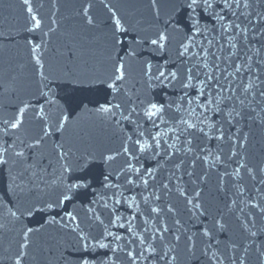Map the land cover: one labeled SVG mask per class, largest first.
I'll return each instance as SVG.
<instances>
[{"label": "snow or ice", "instance_id": "1", "mask_svg": "<svg viewBox=\"0 0 264 264\" xmlns=\"http://www.w3.org/2000/svg\"><path fill=\"white\" fill-rule=\"evenodd\" d=\"M23 2L25 5L30 4V0H23ZM101 3H104L105 8L108 9L112 21L110 49L106 47L105 59H99L95 51L89 58H85L84 45L72 43V46L67 49V52L71 53L70 56L62 54L65 56L62 61L48 64L46 67L44 57L47 48L45 47L42 51L40 44L29 41L31 45L29 55L34 62L36 75L39 76L38 94L45 99V104L40 105L38 109L32 103L30 96L19 99L17 88L11 91L5 88L4 73L0 71V171L7 167L10 178L9 189L17 201V204L13 205L16 210L13 211L0 199V215L6 210L11 217V223H23L22 217H31L36 211L44 210L43 207L37 208V204L46 205L47 208L64 207L66 204H72L76 199L86 198L89 190L95 193L96 189L92 185L96 183L104 191L91 201L95 207H88L87 213L88 219L99 224L102 231L99 235L86 232L81 227L82 221L79 219V214H74L72 211L65 210L64 216L59 220L55 215L50 216L47 223L64 233L69 239L62 236L47 249V264H54L58 259H64L62 249L65 246L78 250V259L75 264H91L92 258L88 254L97 248L107 249L113 255L117 251L125 252L127 248L125 255L128 257L129 264H138V258L147 260L145 251L152 257H159L166 261L167 264H187L192 260L200 261L202 257L206 258L204 264H224L225 259L229 260V264H237V261L239 264H245L246 256H237L235 251L231 257L221 253V247L225 249L231 247L236 250L238 245L235 241L225 242L217 238L218 234L229 231L226 216L237 209L240 201L233 199L231 204L225 202L227 212L219 210L213 214L203 204L200 190H194L193 199L197 202L193 203V200L188 199L186 194L177 187L180 195L185 196L187 204L191 205L189 210L198 211L199 216H205L208 224L201 233L195 234L196 238H194V235H189L188 229L184 228L177 219L174 222L177 227L171 230L172 239H166L164 234L170 232L168 225L159 226L155 223L164 209L152 204L153 198L160 200L161 197L157 194L155 184L151 185L152 190L149 191V178L154 181L155 176L150 169H145L142 173L139 167L132 164V160L139 161L140 155L137 152L143 155L151 153L159 156L160 149L163 147L160 132L153 134L138 123L141 113L143 117H147V121L153 128H159V123L172 124L171 131L175 134V141H181L183 138L182 143L191 145L193 139L203 136L207 140L230 143L233 146L230 157L242 156L246 159V153L242 150L246 149L249 136L247 133L241 134L244 122L251 120L264 128V87H261L264 85V79H261L264 70L258 71L254 80L251 75L252 64L247 62L251 60V57H248L247 60L237 64L233 72H228L227 67L221 69V57L212 49L216 47L213 43L216 35L225 38L232 49H236L237 45L233 41L239 37L242 36L245 41L248 40L250 30L254 33V38L264 37V0H147L151 12V24L157 25L156 30L146 36L138 32L137 37H134L135 46L129 48L126 57L118 56L116 49L125 43L121 34H126L130 29L125 27L126 22H122L123 17L117 16L119 11L117 5L112 4L111 0L108 3L101 0ZM91 7L90 0L87 6H81L77 15L90 29L95 30L99 28V24L93 16L89 15ZM27 11L34 22L29 31L40 29V18L32 14L31 7H28ZM162 18L163 26H159ZM204 20L209 21L211 26L202 25L201 21ZM56 23L53 18L52 24L56 25ZM49 31L55 33L57 27H51ZM209 33L213 34L212 38H208ZM174 34H182L184 37L177 48V55L188 63L183 75H178V69L169 70L163 66L153 72L152 64L147 62L144 64L143 75L147 77L146 83L149 89L163 87L174 90L179 87L182 95L168 101L141 99L137 104L129 98L127 104L122 102L120 97L128 96V90L125 87L128 80L126 65H130V58L138 55V47L148 44L153 52L166 53ZM68 35L71 36V33ZM197 37L201 39L198 40ZM72 39L74 41L75 37ZM205 40H207V46H205ZM223 47V44L219 45L217 51H223ZM261 51H264V45L256 49V54L259 55ZM235 54V52L232 53V55ZM225 59L230 61L231 55ZM107 61L111 62L110 70L106 66ZM243 72L249 73L247 82L243 78ZM230 76L233 79L230 80ZM11 79L15 81L17 77L13 76ZM237 79L239 83L234 88L233 83ZM54 82H66L71 85L73 94L65 97L63 104L56 99V92L51 87ZM84 88H103L107 91L101 101L79 95ZM238 90L239 94H237ZM18 99L19 102L15 103ZM141 105L143 107L138 111ZM9 106H14L10 115L7 111ZM77 110L81 116L85 114L94 116L113 134H123L124 128L121 125L127 121L135 126L136 139L122 135L123 142L119 149L100 152L90 147H77L71 141L65 142L63 138L69 132L76 131L79 126L80 117L76 115ZM29 112L32 120L40 122V134L25 140L21 139V136L28 131L25 115ZM184 112L189 118H185ZM176 113L180 115L177 116ZM253 113L256 115L253 116ZM134 116L135 119H133ZM177 120L183 127L176 124ZM205 126L208 131H205ZM233 129L235 131H232ZM146 132L154 143H150L148 139L141 143L140 138L145 137ZM56 134H59L62 139L54 145L55 159L53 160L44 155V148L48 138ZM163 135L166 136L167 133ZM9 136L15 137L12 143H8L6 139ZM175 141L172 144L164 141L167 147H163V152L169 159L176 152L192 151L191 147L186 150L178 148ZM128 142L134 146L131 151L127 146ZM135 146H138V149ZM169 149L176 151L170 152ZM207 151L211 152L210 149ZM120 156L126 157L124 161L126 167L117 173L116 182H113L112 164ZM199 158L197 156V159ZM204 159L207 160L208 157ZM221 159V155L217 154L211 167L215 168ZM98 163L103 164L108 171L100 172L102 180L99 177L89 180V174ZM177 167L179 168V165ZM240 168H244L248 175L254 178L256 170L249 168L247 163H240V166L229 175L239 176ZM260 171L264 172V168ZM188 175L192 176L193 173L189 172ZM121 176H123L122 181ZM197 179L203 183L207 181V176L197 177ZM137 188L141 189L137 193L142 197L139 202L136 195L125 194L126 191L135 192ZM162 188L167 189L168 192L172 191L168 189L166 183L162 184ZM145 192L147 195L144 194ZM237 196L244 197L245 192L238 188ZM141 203L144 205L143 208L140 206ZM122 206L131 210V216L125 217L120 214ZM248 206L255 211L245 216L241 221V227L246 234L245 239H252V243H255L254 238H257L259 233H264V223L257 228V219L264 221V203L248 202ZM175 211L172 205H168L167 212L175 214ZM239 211L243 213L244 209L239 208ZM137 213L144 217L141 226L147 235H142L134 223ZM102 216L107 219V222ZM149 227L152 229L150 233ZM6 228L7 224L0 222V231ZM113 229H124L125 233L130 234L131 239L128 235ZM253 229L257 230L253 231ZM34 231L38 232L39 229L34 230L27 225L20 229L14 264H21V261L29 255L28 250L32 245L31 234ZM157 233H159L160 245L156 244ZM182 240L183 249L180 248ZM134 242L140 246L138 252L135 248L129 247ZM250 246L244 248L245 254L248 253ZM157 247H160L159 252ZM56 253H60V256L57 257ZM259 256L264 257V251H260ZM261 264H264V261Z\"/></svg>", "mask_w": 264, "mask_h": 264}, {"label": "water", "instance_id": "2", "mask_svg": "<svg viewBox=\"0 0 264 264\" xmlns=\"http://www.w3.org/2000/svg\"><path fill=\"white\" fill-rule=\"evenodd\" d=\"M89 2L90 0H55V3L54 0H30V4L25 5L23 0H0V33H2L0 35V71L4 73L3 84L5 88L9 91L17 88L19 90V99H25L30 96L32 103L37 106V109L40 105L45 104V99L38 94V88L40 87L38 83L39 76L36 75L34 62L29 55L31 47L29 41L40 44L42 51L45 47L47 48L44 57L46 67L48 64H56L58 61H62L65 58L62 54L70 56L71 53L67 52V49L72 46V43L84 45L83 52L85 58H89L92 52L95 51L99 59H105L107 56L105 49L106 47L110 49V29L112 27L110 13L105 8L104 3H101V0H91L92 7L89 8V15L93 16L99 24V28L95 30L90 29L85 21L77 15L81 6H87ZM104 2L108 3L109 0H104ZM111 3L119 7L117 16L123 17L122 22H126L125 27H129L130 29L126 34H121V38L125 43L119 45L116 49L118 56L126 57L129 48L135 46L134 37H137V33L140 32V35L144 36L151 35L156 30L157 25L151 24V12L147 5V0H111ZM28 7L33 9L32 14L40 18V29L29 31L33 27L34 22L31 20V14L27 11ZM53 18L57 22L56 25L52 24ZM138 21H142V23L138 24ZM201 24H209V21H201ZM159 26H163V18L159 22ZM209 26L211 25L209 24ZM51 27H57V31L55 33L50 32L49 29ZM142 29H147V31H142ZM69 33H71V36L68 35ZM212 35L209 33L208 38H212ZM72 37H75L74 41ZM183 38L182 34H174L172 43L166 53L153 52L152 47L148 44H144L143 47H138V55L130 58V65H126L128 80L125 87L128 90V96L122 95L120 97L122 102L127 104L129 98L132 101H136L137 104L141 99L145 101L149 99L153 101H168L182 95L179 87L174 90L163 87L149 89L146 83L147 77L143 75V72L144 64L147 62L152 64L153 72L158 67L163 66L169 70L178 69V75L182 76L184 69L188 66V63H185L184 59L177 55L179 42ZM196 39L199 40L201 38L197 37ZM89 41H93V43H89ZM233 42L237 45L236 49H232L225 38L219 35L215 36L213 43L216 47L212 51H216V54L221 57V69L227 67L228 72H233L237 64L251 57V60L247 62L252 64L251 75L255 80L257 72L264 70V51H261L259 55L256 54V49L264 45V37L257 36L254 38V33L250 30L247 41L241 36ZM204 43L207 46V40ZM221 44L224 46L223 51H217V48ZM233 52L236 54L232 55ZM229 55H231L230 61L225 59ZM110 63V61L106 62L109 70ZM248 75L249 73L243 72L245 82H247ZM13 76L17 77L15 81L11 79ZM221 78L223 79V74H221ZM229 79L231 80L233 77L230 76ZM261 79H264V75H261ZM238 83L239 80H235L233 87L235 88ZM177 84H179V81H177ZM51 87L56 92V99L60 100L62 104L64 103L65 97L73 94L71 85H68L66 82H54ZM261 87H264V85H261ZM106 91L103 88H84L79 95L102 101L106 95ZM237 94H239V90ZM19 99L15 103H18ZM142 107L143 105L137 110L140 111ZM13 110L14 106H9L7 109L8 114L10 115ZM76 115L80 117L77 130L69 132L63 139H65V142L71 141L77 147H90L97 152L114 151L121 147L123 142L121 139L122 135L132 136L133 140L136 139L134 135L135 126L127 121L121 125L124 128L123 134H113L107 126L94 116L87 114L81 116L79 110H77ZM176 115L179 116L180 114L176 113ZM252 115L254 116L256 114L253 113ZM184 116L185 118H189L186 112H184ZM133 119H135V116ZM25 123L28 131L21 136V139L27 140L32 136L40 134V122L32 120L30 112L25 115ZM138 123L142 124L145 129L150 130L153 134L160 132L163 147H167V144H172L175 141V134L171 131L172 124L159 123V128H153L147 121V117H143L142 113ZM176 124L179 125V120L176 121ZM179 126L183 127V125ZM205 131H208L206 126ZM232 131H235V129ZM165 132L167 133L166 136L163 135ZM243 133H247L249 136L248 145L246 149L242 150L246 153V159L242 156L230 157V152L233 147L230 143L207 140L203 136H199L193 139L191 145L182 143L183 138H181V141H175L177 147L180 149L186 150L191 147V152H176L170 159L164 154L163 147L160 149L161 154L159 156H154L151 153L143 155L137 152L140 155V159L139 161L133 159L132 164L135 167H139L142 173H144L145 169H150L153 176H155L154 181L149 178V191L152 190L151 185L155 184L157 194L161 197L160 200L153 198L152 204L153 206L159 205L164 209L160 214V218L155 223L159 226L163 224L168 225L170 232L164 234L166 239H172L173 232L171 230L177 227L174 223L177 219L184 228L188 229L189 235H194V238H196L195 234L201 233L203 228L208 224V219L205 216H199L198 211L193 212L189 210L191 205L187 204L185 196L180 195L177 187L186 194L188 199H192L193 203L197 202L193 199L194 190H200L203 204L213 214H216L219 210L227 212L225 202L231 204L233 199H237L240 201L237 209L233 213H228L226 216L229 223V231L218 234L217 238L225 242L235 241L238 248L233 250L231 247L227 249L221 247V253L226 257H231L235 251V255L237 256H246L245 264H261L264 261V257H260L259 252L264 251V233H259L258 237L254 238L255 243H252V239H245L246 234L242 231L241 221L249 212L255 211L249 208L248 202L260 201L264 203V172L260 171L261 168H264V128L254 121L247 120L243 125L241 134ZM6 139L8 143H12L15 137L9 136ZM60 139L62 138L59 137V134L48 138L44 148V155L46 157L55 159L54 145L59 143ZM140 139L141 143L145 139H148L150 143H154L147 132L145 137H141ZM165 140L167 144H164ZM127 146L130 151L134 148L131 142H128ZM135 148L138 149V146H135ZM208 149L211 150L210 153L207 151ZM169 151L175 152L176 150L169 149ZM217 154H220L222 159L217 162L215 168H212L211 163L215 160ZM197 156L200 158L197 159ZM206 156L208 157L207 160L204 159ZM125 159L126 157L120 156L113 162V176L111 177L113 182H116L115 177L117 173L126 167L124 163ZM240 163H247L249 168L256 170L254 178L248 175L244 168H240L239 176L229 175L233 173L235 168L240 166ZM193 164L195 165L194 167ZM177 165H179V168ZM102 171L106 172L108 169L103 164L98 163L89 174V180H92L93 177H99L102 180V176H100V172ZM189 172H192L193 175L189 176ZM205 175L207 176L206 182L202 183L200 179H197V177ZM120 180H123V176L120 177ZM9 183V171L5 167L0 171V199L6 203L7 207L15 211L16 208L13 205L17 204V201L9 189ZM165 183L168 185V189L172 190L171 192L162 188V184ZM92 186L96 189L95 193L89 190L86 198L81 197L76 199L72 204H66L64 207L47 208L46 205L37 204V208L43 207L44 210L36 211L31 217H22L21 220L23 223H11V217L5 210L0 215V222L7 224V228L0 231V264H14L16 252L18 251V241L20 240V229L24 225L32 227L34 230L39 229V231H34L31 234L32 245L28 250L29 255L21 261V264H47V249L54 245L56 240L62 236L65 239H69L64 233L49 225L47 221L53 215L59 220L64 216L65 210L72 211L74 214L78 213L79 219L82 221L81 227L92 235H99L102 227L88 219L87 209L88 207H95V205L91 204V201L96 199L104 190L99 184L93 183ZM238 188L245 192L244 197L237 196ZM140 191L141 189L137 188L135 192L126 191L125 194L136 195V199L139 202L142 197L137 195V193ZM144 194L147 195V192ZM44 198L48 199L49 197ZM168 205H172L175 208V214L167 212ZM140 206L141 208L144 207L142 203ZM239 208L244 209L243 213L239 211ZM120 214L129 217L132 213L126 206H122L120 208ZM102 218L105 217L102 216ZM143 219L144 217L137 213L134 223L142 235H147L143 232V227L141 226ZM105 222H107L106 218ZM262 223L264 221L258 218L257 228ZM151 230V227H149V233ZM256 230L253 229V231ZM113 231H119L121 234L128 235V238L131 239L130 234L125 233L124 229H113ZM213 243L215 244V241ZM156 244H161L159 233H157ZM249 245L251 246L249 247L248 253L245 254L244 248ZM129 247L135 248L137 252L140 250L137 242H134ZM183 247L184 242L182 240L180 248L183 249ZM127 250L126 248L125 252ZM157 251H160V247H157ZM125 252L117 251L113 255L107 249L97 248L88 255L92 258L91 264H113V262L114 264H129ZM62 253L64 259H58L54 264H75L78 259V250L71 246H65L62 249ZM56 256L59 257L60 253H56ZM145 256L148 259L138 258V264H167L166 261L159 259V257L150 256L147 251H145ZM205 261L206 258L202 257L200 261L192 260L188 261L187 264H204ZM224 264H229V260L225 259ZM237 264H239L238 261Z\"/></svg>", "mask_w": 264, "mask_h": 264}]
</instances>
